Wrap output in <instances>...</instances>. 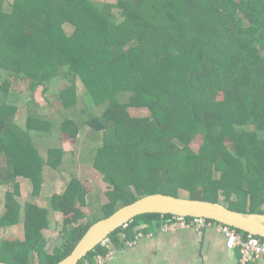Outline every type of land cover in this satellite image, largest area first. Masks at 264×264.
<instances>
[{
	"label": "trees",
	"instance_id": "1",
	"mask_svg": "<svg viewBox=\"0 0 264 264\" xmlns=\"http://www.w3.org/2000/svg\"><path fill=\"white\" fill-rule=\"evenodd\" d=\"M66 3L62 14L76 27L69 35L52 0H12L21 26L0 29V185H14L5 194L0 228L22 226L21 238L0 239V261L55 264L94 221L151 193L179 196L181 189L189 198L264 213V0H116L100 9L85 0ZM1 70L10 76L2 79ZM73 78L82 81L98 114H69L76 101ZM19 80L32 98L38 88L44 94L62 80L71 82L53 92L67 112L57 124L59 138L75 142L81 125L100 137L92 166L108 186L102 216L87 219L83 211L94 189L85 180L72 179L48 197L47 207L15 197L17 176L29 179L38 195L43 166L56 169L63 159L61 148L44 157L33 142L32 130L41 133L52 123L30 109L23 129L13 123ZM130 107L149 114L132 117ZM196 135L202 140L194 151ZM49 209L60 211L64 222L63 240L51 249L43 235ZM169 216L137 215L108 238L119 248L159 229ZM104 251L98 244L83 259Z\"/></svg>",
	"mask_w": 264,
	"mask_h": 264
},
{
	"label": "rangeland",
	"instance_id": "2",
	"mask_svg": "<svg viewBox=\"0 0 264 264\" xmlns=\"http://www.w3.org/2000/svg\"><path fill=\"white\" fill-rule=\"evenodd\" d=\"M92 4L95 8H102L105 3L108 2H116V0H85ZM67 0H52V4L57 12V19L61 23V28L64 33L69 35L73 32L76 27L63 16V7L67 5ZM17 7L12 5V0H0V29L7 30L8 28H16L19 25V17L20 14L16 11ZM113 12L120 18L121 10L114 9ZM55 16V15H54ZM78 37L81 33H76ZM16 54V53H15ZM154 76H159L161 79L163 75L160 74V71H157L158 65H154ZM2 71V79L10 76V72ZM152 76V75H151ZM154 76L152 78L156 79ZM168 78L164 77L163 83H166ZM74 81V89L76 96V101L72 105L69 114L75 115L74 118L82 117L81 109H86L94 114H98L100 112V108L89 104L91 98L89 97L88 90L83 85L82 81L79 78H73ZM71 82L69 80H62L59 83H56L51 87V91L48 93H42L39 88L35 91L33 97H31L28 89L26 87L27 82L19 80L15 83L14 87L17 91V98L15 101L16 106V114L13 119V123H15L18 127L24 128L27 113L30 109L32 112L36 114L37 117L41 119H45L44 121H49L51 126H47V129H42L39 131L32 130L33 133V142L38 148L39 152L45 157L47 156V152L51 148H61L63 151V159L58 168H52L49 165L43 166L42 176L43 181L41 184V191L38 195L34 194L32 191V184L29 179L24 178L22 176H17L16 181L19 187V194L15 195L18 201L21 204H24L25 201L37 202L40 205H46L48 202V197L51 196L56 191L60 193L64 191V189L68 186V183L72 179H78L80 181L85 180L88 184L94 186V189L89 191L86 200L87 205L83 207L87 215V219H96L102 216L101 205L107 202V197L105 196V191L108 186L102 179V174L98 172L92 166V150L93 148L101 143L99 140H95L97 137L96 132H94L91 128L81 125V129L77 135V140L75 142H66L62 141L59 138V132L57 124L62 116L67 115L66 111L61 109L57 99H55V95L53 92L57 93L58 90H63L66 88ZM41 92V93H40ZM52 92V93H51ZM47 98V101L43 99ZM74 108V109H73ZM73 109V110H72ZM130 114L132 117L144 118L149 113L145 107H130ZM46 131V132H45ZM261 137H264V133H260ZM201 136L196 135L190 141V146L194 151H197L200 143ZM0 167L4 168V160L0 156ZM215 176L218 177V172L215 173ZM7 191H14V185L4 184L0 185V214L4 210V201L5 194ZM187 191L181 190L179 191V196L187 197ZM236 201L237 198L233 197ZM220 200L223 201V196L220 195ZM226 204L225 202H223ZM237 207H243V203H236ZM50 214H48V220L50 222V226L45 228L43 232H45L47 240L48 248L51 249L53 245L60 244L63 240L62 227L64 226L63 222V214L60 212H52L50 210ZM67 228L70 225L66 226ZM22 236V226L21 223L15 224L13 226H9L6 228H0V239L6 236Z\"/></svg>",
	"mask_w": 264,
	"mask_h": 264
},
{
	"label": "water",
	"instance_id": "3",
	"mask_svg": "<svg viewBox=\"0 0 264 264\" xmlns=\"http://www.w3.org/2000/svg\"><path fill=\"white\" fill-rule=\"evenodd\" d=\"M144 213L174 214L210 218L241 231L264 237V213L238 211L223 202L151 193L117 208L108 216L94 221L75 244L71 252L55 264H78L111 232L124 227L135 216ZM0 264H10L0 261Z\"/></svg>",
	"mask_w": 264,
	"mask_h": 264
},
{
	"label": "crops",
	"instance_id": "4",
	"mask_svg": "<svg viewBox=\"0 0 264 264\" xmlns=\"http://www.w3.org/2000/svg\"><path fill=\"white\" fill-rule=\"evenodd\" d=\"M245 211H249L248 205ZM43 235L46 238L45 232ZM117 249L107 264H237L239 256L238 249H228L224 236L214 229H155L135 237L133 245L123 244ZM255 264H264V256Z\"/></svg>",
	"mask_w": 264,
	"mask_h": 264
},
{
	"label": "built area",
	"instance_id": "5",
	"mask_svg": "<svg viewBox=\"0 0 264 264\" xmlns=\"http://www.w3.org/2000/svg\"><path fill=\"white\" fill-rule=\"evenodd\" d=\"M175 229L216 230L224 236L225 246L228 249H238L237 264H255L258 258L264 256V237L241 231L231 225L210 218L174 214L163 218L159 226L160 231ZM140 235L141 233H138L136 237ZM134 242L135 238L125 241L124 244L131 246ZM99 245L105 247V251L95 254L91 260L83 259L81 264H107L118 251L117 247L112 244L108 237L103 239Z\"/></svg>",
	"mask_w": 264,
	"mask_h": 264
}]
</instances>
